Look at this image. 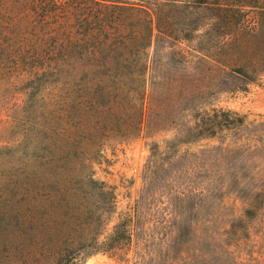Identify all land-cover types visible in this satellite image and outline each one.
<instances>
[{
    "label": "trees",
    "instance_id": "trees-1",
    "mask_svg": "<svg viewBox=\"0 0 264 264\" xmlns=\"http://www.w3.org/2000/svg\"><path fill=\"white\" fill-rule=\"evenodd\" d=\"M163 53L167 70L188 64V84L175 68L161 76ZM41 70L61 95L41 103L45 122L26 116L23 140L0 148V264L26 244L37 264L99 253L173 264V246L152 248L137 211L105 235L115 196L91 162L104 142L156 125L174 102L193 114L188 143L243 129L246 116L200 105L264 74V0H0V83ZM37 103L28 99L26 110Z\"/></svg>",
    "mask_w": 264,
    "mask_h": 264
},
{
    "label": "rangeland",
    "instance_id": "rangeland-1",
    "mask_svg": "<svg viewBox=\"0 0 264 264\" xmlns=\"http://www.w3.org/2000/svg\"><path fill=\"white\" fill-rule=\"evenodd\" d=\"M180 46L188 50L186 43ZM161 59V76H175L178 69L174 78L188 84V64L178 62L177 68L167 70V54ZM23 72L0 83V148L23 140L26 116L37 118V124L45 122L42 104L52 93L61 95L62 86L53 89L54 81L44 70L24 82ZM28 99L38 103L26 110ZM184 106L174 102L156 125L98 148L91 162L95 178L115 196L105 235L137 211L141 225L153 235L147 237L152 248L158 250L166 242L173 246V264H264V74L246 90L218 94L200 105L210 114L225 110L246 116L247 125L240 131L188 143L193 114L181 111ZM10 248L9 264H37L30 259L29 244ZM160 252L163 261L166 252ZM82 264L123 263L110 253H99Z\"/></svg>",
    "mask_w": 264,
    "mask_h": 264
}]
</instances>
